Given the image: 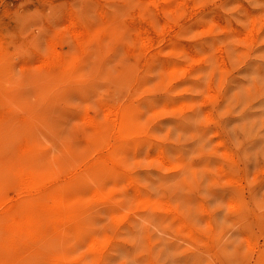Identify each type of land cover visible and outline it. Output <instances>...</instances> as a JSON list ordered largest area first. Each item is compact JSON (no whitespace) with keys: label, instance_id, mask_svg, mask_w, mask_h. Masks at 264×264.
Wrapping results in <instances>:
<instances>
[{"label":"rangeland","instance_id":"374dc122","mask_svg":"<svg viewBox=\"0 0 264 264\" xmlns=\"http://www.w3.org/2000/svg\"><path fill=\"white\" fill-rule=\"evenodd\" d=\"M0 264H264V0H0Z\"/></svg>","mask_w":264,"mask_h":264},{"label":"bare ground","instance_id":"6f19581e","mask_svg":"<svg viewBox=\"0 0 264 264\" xmlns=\"http://www.w3.org/2000/svg\"><path fill=\"white\" fill-rule=\"evenodd\" d=\"M69 146H70V145H69ZM21 159H22V158H21ZM22 164H23V163H22ZM25 167H26V166H25ZM26 168H27V167H26ZM29 168H30V167H29ZM31 170H32V169H31ZM29 174H30V173H29ZM28 178H29V177H28ZM28 178H27V179H28ZM30 178H31V177H30ZM25 179H26V177H25ZM27 179H26V180H27ZM29 181H30V179H29ZM19 182H21V181H19ZM23 182H24V181H23ZM26 183H27V182H26ZM19 184H20V183H19ZM23 185H24V184H21V186H23ZM25 188H26V187H25ZM20 192H21V191H20ZM53 200H54V199H53ZM26 201H27V200H26ZM61 204H62V203H61ZM68 205H69V204H68ZM16 208H17V207H16ZM45 208H46V207H45ZM54 208H55V207H54ZM28 215H29V214H28ZM44 216H45V215H44ZM40 217H42V216H39L38 218H40ZM49 217H50V216H49ZM8 221H9V220H8ZM41 221H42V220H41ZM21 223H22V222H21ZM40 223H41V222H40ZM40 223H39V228H40V225H41ZM39 228H38V229H39Z\"/></svg>","mask_w":264,"mask_h":264}]
</instances>
